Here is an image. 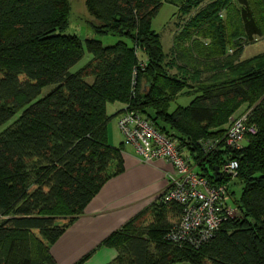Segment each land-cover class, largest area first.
I'll list each match as a JSON object with an SVG mask.
<instances>
[{"label":"trees","instance_id":"trees-1","mask_svg":"<svg viewBox=\"0 0 264 264\" xmlns=\"http://www.w3.org/2000/svg\"><path fill=\"white\" fill-rule=\"evenodd\" d=\"M205 1L85 0L92 33L118 39L104 46L66 34L69 0H0V128L18 116L0 133V264H55L51 246L122 173V148L106 138L115 118L106 108L116 103L176 138L211 184L228 182L214 170L237 161L229 187L240 218L199 247L173 243L167 235L181 208L158 198L105 241L118 252L112 264H264V53L240 61L242 45L264 38V0L201 8ZM225 1L235 7L234 22L221 19ZM164 5L190 16L174 33L169 56L152 29ZM86 53L91 60L72 73ZM169 66L182 78L167 76ZM200 75L206 76L192 89L189 80ZM46 88L52 89L41 97ZM185 91L191 103L170 112ZM244 106L254 133L231 152L223 143L226 127ZM208 141L216 149L206 156L200 142Z\"/></svg>","mask_w":264,"mask_h":264},{"label":"built area","instance_id":"built-area-1","mask_svg":"<svg viewBox=\"0 0 264 264\" xmlns=\"http://www.w3.org/2000/svg\"><path fill=\"white\" fill-rule=\"evenodd\" d=\"M144 67L145 62L138 64L141 71ZM247 115L232 118L226 129L223 143L231 152L242 150L246 135L254 133L246 124ZM116 125L123 146L132 147L141 163L163 160L173 167V175L168 177L166 188L158 196L160 203H175L181 208L178 224L167 235L169 241L199 247L212 239L224 222L237 218L238 210L229 187L237 177V161H226L218 170L219 178L228 182L211 184L198 173L193 159L179 147L176 138L158 131L144 115L126 110L117 117ZM200 147L207 156L216 149V143L200 142Z\"/></svg>","mask_w":264,"mask_h":264},{"label":"crops","instance_id":"crops-1","mask_svg":"<svg viewBox=\"0 0 264 264\" xmlns=\"http://www.w3.org/2000/svg\"><path fill=\"white\" fill-rule=\"evenodd\" d=\"M174 9L168 21L172 23L173 29H166L169 30V39L166 41L170 45L167 53L160 37L165 55L172 49L174 20L178 15L177 9ZM191 101L192 97L185 91L172 103L174 107L171 108V104L170 112L179 107L186 108ZM124 110L125 105L118 103L107 105L106 108L108 116H115L113 126L111 121L107 126V142L112 147L122 148L123 171L100 189L86 205L82 215L51 246L49 253L55 264H112L118 252L105 245V241L139 214L157 205L158 196L166 188L168 177L174 173L168 162L159 160L151 164L141 163L132 147L123 146L116 120Z\"/></svg>","mask_w":264,"mask_h":264},{"label":"rangeland","instance_id":"rangeland-1","mask_svg":"<svg viewBox=\"0 0 264 264\" xmlns=\"http://www.w3.org/2000/svg\"><path fill=\"white\" fill-rule=\"evenodd\" d=\"M215 1H217V0H206L205 1L206 3L203 4L201 8H203L206 4H209V5L213 4ZM69 2H70V12H69V17H68V26L66 29V34L76 35L79 38H81L82 40L87 39V38L97 39V40L101 41L104 46L114 45L118 41V39L115 37H111V36L98 37L92 33L91 23H93V19L87 13V10L85 7V0H69ZM221 8L222 9L219 12L222 16L221 19L224 21V20H227L228 17H231L232 22H234V20H235V18H234L235 17L234 16L235 7H234L233 3L230 1L229 2L225 1V3L222 5ZM174 10L175 9L172 6L164 5L162 7V9L159 11V13L157 14V16L152 20V29L154 31H156L157 34L160 35V37L162 39V43H163V48L166 51V53L168 52V48L170 46V45H168V42H167L169 39V30L166 31V29H168V28L173 29L172 23L169 24L168 21H169L171 15L173 14ZM195 13H196V11H193L191 13V17H194ZM189 17L190 16H188V17L187 16L181 17L180 15L176 16V18L174 20L175 33H178V31L187 22H189L188 21ZM166 39H167V41H166ZM235 41H237V40H235ZM229 42H230V38H229ZM242 46L243 47H242V53H241L240 61L252 59V58L264 53V38L257 39V40H255V42H253L249 45L244 44ZM234 52H235V49L229 44V49L227 50V54L232 55ZM169 54H171V53H168V56H169ZM141 58H143V56L139 55L138 59H141ZM90 59H91V56L86 53L84 55L82 61L78 65H76L71 70V72L74 73L77 70H79L80 68H82L83 66H85ZM166 63L172 65V60L170 57H167ZM167 64H165V65H167ZM165 70H166L165 72H166L167 76L175 77V78H182V75L179 72V70L173 66H169ZM205 76L206 75H203V76L200 75L199 77H194L195 78L194 81L189 80V84H190L191 88L192 89L198 88L200 86V85L198 86V83L202 82L204 80ZM188 78H190V77H188ZM51 89L52 88L44 89L41 97H43L47 93H49L51 91ZM172 107H174V104H172L171 108ZM246 110L247 109L245 106L242 107L238 112H236L234 117H238V116L245 114ZM108 113H109V111H108ZM110 113H112V112H110ZM17 117L18 116L14 117L5 126L1 127L0 133L4 129H6L9 125H11L17 119ZM111 122H112L111 126H113L114 119L111 120ZM227 127H226V129H227ZM233 190L235 192V197H239L240 188L237 186V187H234ZM239 218H240V216L238 215L237 219H239Z\"/></svg>","mask_w":264,"mask_h":264},{"label":"water","instance_id":"water-1","mask_svg":"<svg viewBox=\"0 0 264 264\" xmlns=\"http://www.w3.org/2000/svg\"><path fill=\"white\" fill-rule=\"evenodd\" d=\"M236 44H239L238 41H236ZM218 170H219L218 168H215V170H214V176L215 177L218 175Z\"/></svg>","mask_w":264,"mask_h":264}]
</instances>
